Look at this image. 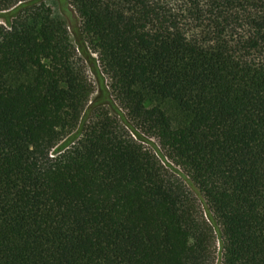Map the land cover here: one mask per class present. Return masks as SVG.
I'll list each match as a JSON object with an SVG mask.
<instances>
[{"label":"trees","instance_id":"trees-1","mask_svg":"<svg viewBox=\"0 0 264 264\" xmlns=\"http://www.w3.org/2000/svg\"><path fill=\"white\" fill-rule=\"evenodd\" d=\"M56 2L0 0V264H264V0Z\"/></svg>","mask_w":264,"mask_h":264},{"label":"rangeland","instance_id":"rangeland-1","mask_svg":"<svg viewBox=\"0 0 264 264\" xmlns=\"http://www.w3.org/2000/svg\"><path fill=\"white\" fill-rule=\"evenodd\" d=\"M45 1L47 2V4H49L51 6V8L53 10V15H55L56 17H59V18H64L63 15L59 12V5H58V2H56V0H45ZM13 11H14V9L0 11V21H4V19H6L7 16L11 15ZM92 55L97 59V55L95 53L92 52ZM87 73H88L89 78L93 81V83L95 85V91H94L92 97L93 98L100 97L104 101H106L110 97V94H108V92L106 91V90H108L107 78L105 77L104 83H103V85H105V86L102 87V86H100L99 79H98L97 75L95 74V72L91 66H87ZM124 113L125 112L121 108H118L117 111L113 110V114H115L119 119H122V116L124 115ZM142 136L144 138V140L142 141L143 144L157 155V157L159 158L161 163L172 174L175 182L178 185L182 186L186 191L190 192L197 199V201L201 204L202 208H204V211H205L207 209V205L205 204V200L202 198V196H200L197 193L195 188L191 186V184L188 181V176L183 173L182 169L179 166H177L174 162H172L165 155L164 150L162 149L158 139L153 137V136L152 137L148 136L146 134H142ZM63 141L64 140H62L59 143L57 148L62 146V144L64 143ZM205 213H206V211H205ZM217 259H218L217 261L219 263L221 260V251L220 250H218V258Z\"/></svg>","mask_w":264,"mask_h":264}]
</instances>
